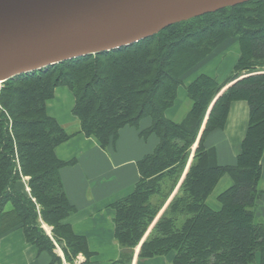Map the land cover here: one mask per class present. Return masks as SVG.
<instances>
[{"label":"trees","instance_id":"obj_1","mask_svg":"<svg viewBox=\"0 0 264 264\" xmlns=\"http://www.w3.org/2000/svg\"><path fill=\"white\" fill-rule=\"evenodd\" d=\"M236 39L239 57L221 83L200 75L186 88L190 106L180 122L165 118L183 77L226 41ZM233 83V84H232ZM222 93L221 90L227 86ZM57 87L73 96L72 115L80 133L101 149L119 131L151 120L141 137L158 144L136 167L133 192L114 202V237L122 249L113 264H130L132 252L182 181L140 245L138 259L174 254L172 264H264V222L254 209L263 192L264 0H251L170 25L119 49L67 60L16 76L0 89V236L19 226L27 242L54 258L52 243L38 219L64 244L65 258L85 253V241L64 223L70 206L54 152L72 135L46 113ZM220 93V94H219ZM245 101L249 120L234 167H210L206 136L223 129L229 106ZM193 146H195L193 148ZM193 149V150H192ZM190 156L191 161L188 164ZM227 175L232 185L217 197L218 211L206 201ZM28 178L29 193L19 190ZM7 203L12 211L4 212Z\"/></svg>","mask_w":264,"mask_h":264},{"label":"crops","instance_id":"obj_2","mask_svg":"<svg viewBox=\"0 0 264 264\" xmlns=\"http://www.w3.org/2000/svg\"><path fill=\"white\" fill-rule=\"evenodd\" d=\"M238 57L239 47L236 39L219 46L203 63L183 77V85L180 86L182 88H178L174 105L165 112V118L172 122H180L188 111L177 115L179 99L182 98L183 102L186 97L185 88L200 75L211 77L218 83L223 82L231 73ZM232 84L225 86L220 93ZM73 106L74 99L70 91L65 87H57L53 98L46 102V113L62 128L65 124H77L78 131L75 135L58 146L54 154L59 161L66 164L59 170V178L66 198L74 208V212L64 223L71 228L75 236L84 239L85 253L78 254L70 260L66 259L63 252L64 244L57 242L52 236V228L38 219L40 228L52 243L54 258L48 252L40 251L27 242L22 228L16 226L0 236V264H113L121 255L122 249L114 237V211L110 205L133 192L139 180L136 164L143 157L152 154L158 140L154 135L141 137V132L151 125V120L144 118L139 122L137 129L128 126L122 128L115 143L101 149L93 138H87L79 132L77 120L71 113ZM248 120L247 102H232L223 129L212 131L205 138L204 147L210 167L236 166ZM260 165L263 181L264 152ZM27 181L28 178L22 177L18 187L20 191L28 194ZM181 181L182 178L140 243L133 249L130 264H172L173 253L145 260L138 259L137 256L140 245L177 192ZM231 185L230 178L227 175L223 176L207 199L206 205L211 210L218 211L220 205L217 197ZM260 191L263 194L254 213L256 219L264 222V190ZM11 211L12 206L7 203L4 212Z\"/></svg>","mask_w":264,"mask_h":264},{"label":"water","instance_id":"obj_3","mask_svg":"<svg viewBox=\"0 0 264 264\" xmlns=\"http://www.w3.org/2000/svg\"><path fill=\"white\" fill-rule=\"evenodd\" d=\"M251 0H0V83Z\"/></svg>","mask_w":264,"mask_h":264},{"label":"rangeland","instance_id":"obj_4","mask_svg":"<svg viewBox=\"0 0 264 264\" xmlns=\"http://www.w3.org/2000/svg\"><path fill=\"white\" fill-rule=\"evenodd\" d=\"M1 87H2V83H0V89H1ZM181 88L182 87H180V89ZM181 99L182 98L179 99V111L177 112V115H179V116L182 115L186 110H188V108L190 106V102H189V100L186 97L183 100V102H181ZM77 123L79 125L78 120H77ZM61 124H64V123H61ZM62 126H63V128H65L66 132L69 135H75V133L78 131L77 124L74 125L73 123H69V124H65V125H62ZM78 127H79V131H80V125ZM191 158L192 157L190 156L187 166L189 165V163L191 161ZM258 190H264V180L260 182V184L258 186Z\"/></svg>","mask_w":264,"mask_h":264}]
</instances>
